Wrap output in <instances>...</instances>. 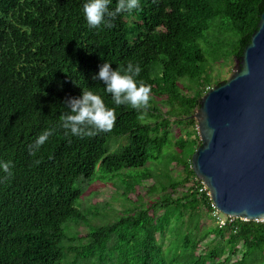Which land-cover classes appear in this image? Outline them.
I'll use <instances>...</instances> for the list:
<instances>
[{"label":"trees","instance_id":"obj_1","mask_svg":"<svg viewBox=\"0 0 264 264\" xmlns=\"http://www.w3.org/2000/svg\"><path fill=\"white\" fill-rule=\"evenodd\" d=\"M84 2L0 0V161L13 165L12 177L0 179V264H57L66 248L91 257L111 239L130 242L141 230L137 251L148 264L161 254L156 234L164 232L176 210L180 216L182 210L212 211L191 168V156L201 140L188 132L186 139L177 141V155L171 160L183 165L186 176L170 183L171 192L149 208L89 228L87 243L80 249L63 243V224L84 221L76 206L82 194L76 182L90 179L98 163L106 172H116L156 160L170 143L171 118L194 125L191 115L212 86L211 65L240 58L258 27L264 0H139V8L112 19L113 28L89 27ZM116 2L111 0L110 10ZM200 41L207 46V55ZM105 61L113 68L128 61L141 66L136 79L151 86L146 114L117 106L103 82L92 79ZM185 79L191 86L183 85ZM82 89L100 95L115 110L110 132L66 137L59 127V115L67 111L64 102L79 97ZM158 101L170 109L161 114ZM145 116L153 121L146 122ZM46 128L56 131L31 156L29 146ZM123 135L127 143L107 154L108 139ZM4 175L0 171V177ZM147 177L151 176H138L128 191ZM180 184L187 190L174 197ZM154 190L152 184L147 193ZM154 207L162 213L156 215ZM169 208L174 210L171 217ZM211 230L221 237L227 232V256L218 260L217 251L196 254L195 242L187 258L190 264H264V220L237 217Z\"/></svg>","mask_w":264,"mask_h":264},{"label":"rangeland","instance_id":"obj_2","mask_svg":"<svg viewBox=\"0 0 264 264\" xmlns=\"http://www.w3.org/2000/svg\"><path fill=\"white\" fill-rule=\"evenodd\" d=\"M200 43L207 55V46L202 41ZM235 63L236 59L229 58L225 63L212 64L210 68L212 74L211 87L217 82L224 81L233 70ZM182 83L191 86L187 79ZM188 93L190 94V92ZM158 102L161 114L170 109L166 103ZM193 119L195 124L189 125L185 122L175 123L173 122L174 118H171L169 125L170 143L163 147L156 160H150L145 166L106 172L98 163L90 179L80 178L75 186L82 189V194L76 201V206L83 213L84 221L79 223L68 221L63 224L65 232L63 243L66 246L70 244L80 249L87 243L85 237L89 228L112 224L123 216L135 214L142 208H149L151 203L158 201L167 192H171L170 183L182 181L186 176L183 165L171 160L177 155L176 143L180 138L186 139L188 132L192 133V136L198 134L197 120ZM145 121L152 122L153 119L145 116ZM127 139V135L111 136L107 143V154L119 150L127 143ZM145 174H149L151 177L145 178L136 185L134 191H128L131 186L138 183V176ZM152 184L155 186L154 192L147 193ZM162 186H165L166 189H162ZM187 187V185H178L173 191V196H180L187 190ZM154 211L156 215L162 213V210L157 207H154ZM173 212L174 210L171 209L170 217ZM174 213L164 232L156 234V239L162 246L161 254L150 259L148 264H190L187 258L192 244L195 242L196 254L204 255L211 251H217L220 253L218 260L227 256L229 250L225 240L227 232L221 237L211 230L218 225L212 211L208 213L201 208L197 211L182 210V216L177 210ZM221 216L225 215L221 213ZM143 234L144 232L141 230L137 238L130 242L120 240L114 235L112 237H115L116 240L111 239L102 251L97 250L91 257L78 256L74 252H68L66 248L63 258L57 264H143L140 253L137 251L138 243ZM68 239L73 240L68 241ZM236 257L233 256L232 259Z\"/></svg>","mask_w":264,"mask_h":264},{"label":"water","instance_id":"obj_3","mask_svg":"<svg viewBox=\"0 0 264 264\" xmlns=\"http://www.w3.org/2000/svg\"><path fill=\"white\" fill-rule=\"evenodd\" d=\"M191 117L201 140L191 168L216 208L264 220V11L233 70L203 94Z\"/></svg>","mask_w":264,"mask_h":264},{"label":"clouds","instance_id":"obj_4","mask_svg":"<svg viewBox=\"0 0 264 264\" xmlns=\"http://www.w3.org/2000/svg\"><path fill=\"white\" fill-rule=\"evenodd\" d=\"M111 0H85L82 5L84 18L92 28L104 25L113 28L114 19L122 12H132L139 8V0H117L114 9L110 10ZM108 17L109 19H106ZM142 71L138 63L128 61L126 66L113 68L105 61L99 66L93 80L103 82L105 92L111 94L113 102L117 105H128L132 109L146 111L150 108L151 86L137 77ZM67 111L59 115V127L64 130L66 137L79 138L94 137L101 132H110L114 127L116 114L113 108L107 107L102 97L90 89H82L79 97H70L64 102ZM55 128H46L29 146V154L35 156L39 149L54 134ZM39 160L34 163H39ZM11 161H0V171L5 175L0 179H10L13 175Z\"/></svg>","mask_w":264,"mask_h":264},{"label":"built area","instance_id":"obj_5","mask_svg":"<svg viewBox=\"0 0 264 264\" xmlns=\"http://www.w3.org/2000/svg\"><path fill=\"white\" fill-rule=\"evenodd\" d=\"M200 186H199V191L205 193L209 199L211 200V196H210V190L208 189L207 185L200 180ZM211 208H212V213L213 216L215 218L216 223L218 224L219 227H223L225 226V224L228 222H232L235 218V216H231V215H225V216H221V212L216 208V206L214 205V203L211 200ZM244 219V218H241ZM246 220V219H244Z\"/></svg>","mask_w":264,"mask_h":264}]
</instances>
